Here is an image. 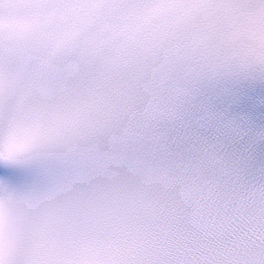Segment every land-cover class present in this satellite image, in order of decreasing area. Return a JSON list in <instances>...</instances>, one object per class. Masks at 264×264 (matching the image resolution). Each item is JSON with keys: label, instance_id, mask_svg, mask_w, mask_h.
<instances>
[{"label": "snow or ice", "instance_id": "obj_1", "mask_svg": "<svg viewBox=\"0 0 264 264\" xmlns=\"http://www.w3.org/2000/svg\"><path fill=\"white\" fill-rule=\"evenodd\" d=\"M0 264H264V0H0Z\"/></svg>", "mask_w": 264, "mask_h": 264}]
</instances>
